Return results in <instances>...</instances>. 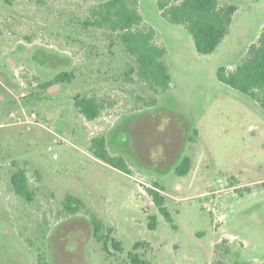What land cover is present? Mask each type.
<instances>
[{
  "label": "rangeland",
  "instance_id": "obj_1",
  "mask_svg": "<svg viewBox=\"0 0 264 264\" xmlns=\"http://www.w3.org/2000/svg\"><path fill=\"white\" fill-rule=\"evenodd\" d=\"M102 1L0 0V264H130V251L146 264H264V110L216 77L257 42L264 0H219L237 10L208 55L155 0H138L167 51L171 81L157 94L130 73L136 62L117 34L85 24ZM60 71L70 81L42 87ZM76 95L94 97L99 116L80 114ZM99 136L128 173L94 155ZM184 155L191 168L178 176ZM16 166L32 203L11 190ZM67 195L82 202L75 215ZM92 216L121 250L96 240ZM137 241L146 245L132 250Z\"/></svg>",
  "mask_w": 264,
  "mask_h": 264
},
{
  "label": "trees",
  "instance_id": "obj_2",
  "mask_svg": "<svg viewBox=\"0 0 264 264\" xmlns=\"http://www.w3.org/2000/svg\"><path fill=\"white\" fill-rule=\"evenodd\" d=\"M160 14L169 23L182 25L190 34L194 48L200 55H208L216 50L222 40L229 34L233 15L237 10L235 5L220 6L219 0H155ZM90 17L85 24L117 34L119 43L136 62L134 73L139 82L144 83L153 94L164 92L171 81V73L166 62V48L159 41V32L143 20L138 9V0H104L90 8ZM72 72L60 71L53 78L44 81L42 87H48L64 81H70ZM217 79L244 94L254 97L264 110V25L257 42L250 45L248 55L242 61L228 69L220 66L216 70ZM74 107L87 120H94L100 114L101 107L94 97H74ZM94 155L104 163L128 173L129 167L122 158L108 153L105 138L96 137L91 144ZM191 168V158L184 155L175 166V174L184 176ZM11 190L25 203L34 201V192L30 189L26 172L16 166L9 175ZM148 194L155 206L166 220L171 221V215L164 203V196L155 189L148 188ZM69 215H75L82 207V202L67 195L64 204ZM153 217H151V220ZM90 224L93 236L102 242L104 249L110 241L116 250L121 245L110 235L102 236L101 223L92 216ZM150 226H153L150 225ZM45 232V230H44ZM111 232V229H108ZM44 233H42L43 235ZM144 241L133 244L132 250H137ZM130 264H146L137 252L127 254ZM38 264H47L43 257L38 256Z\"/></svg>",
  "mask_w": 264,
  "mask_h": 264
}]
</instances>
